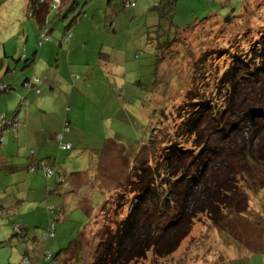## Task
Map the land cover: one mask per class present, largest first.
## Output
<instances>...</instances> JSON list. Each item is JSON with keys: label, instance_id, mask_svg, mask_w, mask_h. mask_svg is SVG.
I'll return each mask as SVG.
<instances>
[{"label": "rangeland", "instance_id": "1", "mask_svg": "<svg viewBox=\"0 0 264 264\" xmlns=\"http://www.w3.org/2000/svg\"><path fill=\"white\" fill-rule=\"evenodd\" d=\"M172 1L43 0L39 3L44 11L53 2L58 9L50 8L43 28L37 17L29 16L26 0L0 2L5 3L0 9V82L14 89L10 94L0 92V113L12 118L22 108L19 117L30 114L32 123L45 120V111L41 115L35 109V92L23 86L38 56L42 81L56 88L51 90L54 96L65 92V117L70 107L66 119L72 122L71 132L65 143L73 149L60 162L68 183L65 220L55 221L56 248L42 264H92L100 239L114 233L131 212L136 196L133 172L140 170L143 160L156 166L163 147L173 142L175 147L198 151L195 136L183 128L197 108L191 102L220 101L222 76L236 59L249 56L252 43L264 31V0H174L170 5ZM62 12L64 16L58 14ZM165 42L169 45L160 51ZM20 54H28L29 60L21 62ZM7 62L14 73L4 70ZM41 92L45 95L44 85ZM251 103L264 109V85L246 89L235 114L226 119L241 128L234 152L247 144L255 158L244 167L241 153L236 159L213 157L206 176L207 182L235 178L233 202L219 208L217 221L199 215L172 255L159 258L149 252L137 264H264V159L258 156L264 152V118L256 119L248 136L242 114L253 107H247ZM205 127L203 123L201 129ZM207 127L213 130L211 147L228 149L236 143L225 137L228 129ZM38 176L48 182L45 175ZM42 182L34 181L33 188ZM19 186L25 197L19 210L33 233L42 227L30 213L36 191L30 192L24 179ZM63 200L58 207L64 206ZM119 203L125 205L117 207ZM15 216L16 212L0 211V264H28L24 258L40 264L33 252H26L28 243L16 236ZM75 241L81 248L68 251Z\"/></svg>", "mask_w": 264, "mask_h": 264}, {"label": "trees", "instance_id": "2", "mask_svg": "<svg viewBox=\"0 0 264 264\" xmlns=\"http://www.w3.org/2000/svg\"><path fill=\"white\" fill-rule=\"evenodd\" d=\"M42 1H28L30 17H37L42 12L43 6L39 3ZM174 3V0L169 2L170 5ZM130 5V3H127L125 6L130 7ZM160 6L158 4L156 8L160 10ZM50 8L51 10L52 8L57 9L56 2L50 4L48 10L46 9L45 17L48 15ZM58 14L64 16L65 12ZM45 19L44 17L42 19L44 25H46ZM50 32L51 30L48 31V35ZM252 44L249 56L246 55L243 59H236L222 76L221 83L223 86L221 85V88L218 89L219 95L222 96L220 101H215L212 104L204 100L191 102L197 108L186 118L183 128L186 127L184 130L191 136H195V149L198 147V151L175 147V142H173L171 146L163 147L162 153H160V157L156 161V166L143 160L140 170L133 172L134 181L131 182V187L134 190L133 193L136 192V196L131 206V212L120 221L114 233H109V235L100 239L95 249V256L93 255L92 264H137L140 260L145 259L149 252L159 258L168 257L176 252L182 242L190 235L194 220L199 215H207L217 221L219 208L224 207V205L229 206L233 202V198L237 195L235 178L231 177L230 181L228 179V181L224 180V182L215 179L207 182V173L213 157L220 159L221 157L224 159L235 157L234 159H236L238 157L237 153H241L244 167L249 165L250 161L255 158L251 146H247V144L237 149V153L234 152L235 147L237 148L240 143L241 128L237 127V123H231L229 119L228 121L226 119L227 114H230L229 117L235 114L237 101L246 89L255 90L257 87H263L264 85V31L261 32L259 39ZM164 45H169V42L160 44V51V47ZM158 57L160 58V54H158ZM40 83L41 81L36 77H29L25 80L23 86L27 87L29 91L40 94ZM0 86H5L4 89L0 90L1 93L10 94L14 90L12 89L13 87L1 82ZM222 87H225V91H220ZM250 98L251 96L249 95L244 101L245 104L249 103ZM26 100L28 99L25 98L24 101ZM251 104L247 107L255 105L254 103ZM242 105L243 102L241 103ZM69 111L70 107L67 108L66 114ZM246 111L242 114V121L248 126L249 132L247 131L246 134L249 136L251 135V127H254L257 121L252 126L244 117ZM4 115L0 118V125H2L0 136L3 138L0 146V157L6 143V134H9V132L17 133L19 126L17 114L12 118H8L6 114ZM203 123L206 124V127L201 129ZM210 125L219 126L216 131L221 130L224 132L225 129H228L230 132L225 137H230L232 140L235 139L236 143L232 144L234 146L229 145L228 149V146L211 147L209 143L211 142V137H213V130L207 127ZM70 132L71 122L65 119L61 133L55 136L57 142H59L58 149L60 151L68 152L73 149L72 144H67L64 141L65 136ZM58 136H61V140L57 139ZM252 142L253 140H250V143ZM152 143H155V138L151 139L150 144ZM62 145H70L71 147L67 150H62ZM34 153L35 151L33 150L32 154ZM259 154L258 156L264 159L263 150H260ZM45 168L53 171V174L48 176L44 172ZM27 171L34 175L42 172L46 176L47 181L57 175L56 178L59 185L67 184L65 174L56 172L46 160H38L29 164ZM50 191L53 192V190L49 189ZM1 200L0 193V211L5 212L8 208L6 206L4 208ZM121 205L124 206L125 203H119L117 207ZM11 209H16V207ZM57 209L54 205L47 206L49 216L53 217V221L51 219L43 232V238L46 240L56 239L57 224L55 221H59ZM55 215L57 219H54ZM164 219L166 220L165 223H163ZM17 225H19V230L16 229ZM13 226L16 236L22 237L23 225L16 222ZM77 242H73L68 251L72 246L76 251L81 248V245L77 244ZM63 251L65 252V249ZM47 253L45 252V259L48 256L51 257L52 252L49 250V255ZM77 254V252L73 254V258H79ZM50 257L48 258L49 260Z\"/></svg>", "mask_w": 264, "mask_h": 264}, {"label": "crops", "instance_id": "3", "mask_svg": "<svg viewBox=\"0 0 264 264\" xmlns=\"http://www.w3.org/2000/svg\"><path fill=\"white\" fill-rule=\"evenodd\" d=\"M28 1L30 0H26L27 5ZM1 4L2 3H0V9L5 5V3L2 5ZM45 13L46 10H42V12H40V14L37 16V19L40 17V21L38 20V22L42 28L44 26L42 19L43 17H47H45ZM43 47L44 45H42V48ZM19 56L21 62L24 59L26 60V62L29 60L28 54H20ZM38 58L39 56L32 60L30 65L33 67V69L27 72V78L36 77L41 81L40 85H44L43 93H45V95L42 94V92L40 94L33 93L34 95L32 98L35 103L36 111L38 110L41 115L45 111L43 115L45 117V120H43L42 122L38 120L39 122L32 123V116L30 114H28L25 118H23L21 115L19 117V112L22 111V108L15 113L17 114L19 122L18 131L17 133L9 132V134H6V143L0 157V193L2 198L1 203L3 204L4 208H8L5 213L16 212V216L14 217L15 223L17 222L23 225L24 230L22 234V243H28V247L26 246L27 248H25L24 244H22V247L26 249L27 253L33 252L36 256V261L39 260V263L42 264L45 260V252L52 250L51 252L53 253V250H55L56 248L55 240H46L43 238V232L47 228L51 217L48 216L45 207L47 209V206L50 204V202L51 204H55L54 206L56 208L60 205L61 201L65 198V187L68 185V183L66 185H59L56 178L57 175L54 176V178H52L50 181L46 182L44 176H41L40 178L38 176L40 173L43 175L42 172L35 174L36 176L33 177L32 175L34 174L28 173L27 168L29 164L33 162H36L38 160H46L48 164L56 170V172H58L59 174H63V167L60 162L65 152L58 149L55 136L61 133L68 114H66L65 117V92H63V90H59L61 94L58 93L57 96H54L51 90H54L56 88H52V84L50 82L42 81V73L38 67ZM43 66L45 67V63L43 64ZM10 68V63H5L4 70H6V72L8 73H14V71H11ZM31 71L33 72L31 73ZM17 92H21L20 94H22V89L18 88ZM63 94L64 96H62ZM3 116L5 115L0 113V118ZM33 147H36V149H31V151L29 152L30 148ZM33 150L35 151L34 154H32ZM57 155H59V157H56ZM11 170L13 171L10 172ZM22 179L25 180V183L27 182L30 192L34 189V181L37 182V180L39 179L45 181L42 182L43 184L41 186L35 185L34 189L36 191V197L32 199V206H34V210L30 211V213L34 214L35 216V224L42 227L37 231H34L33 233L32 230L27 227L28 225H26L28 223H26L27 221L24 217L25 215H23L19 210V208L21 207L19 203H23V199L21 198H25L21 195L19 186V183H21ZM5 187H7L8 189H5ZM49 189L53 190V192H49ZM73 190L74 189L70 190L69 193H72ZM63 202L64 206L61 205V207H58V220L61 223H63L65 220V216H62V214H65V199L63 200ZM13 207L17 208L11 209ZM30 235L32 236V239L29 238ZM25 236L27 237L24 238ZM31 241L33 242V244L31 243ZM17 255L18 258L21 256V251L19 249L17 251ZM243 257L244 256L241 255L240 257H238L239 259H237L240 261V259H242ZM23 263L31 264L29 258H24Z\"/></svg>", "mask_w": 264, "mask_h": 264}, {"label": "water", "instance_id": "4", "mask_svg": "<svg viewBox=\"0 0 264 264\" xmlns=\"http://www.w3.org/2000/svg\"><path fill=\"white\" fill-rule=\"evenodd\" d=\"M244 117L253 126L255 124L256 119L264 117V109L257 107L250 108L244 113Z\"/></svg>", "mask_w": 264, "mask_h": 264}, {"label": "built area", "instance_id": "5", "mask_svg": "<svg viewBox=\"0 0 264 264\" xmlns=\"http://www.w3.org/2000/svg\"><path fill=\"white\" fill-rule=\"evenodd\" d=\"M45 38H46V37H45ZM4 88H5V86H0V90H1V89H4ZM0 128H2V125H0ZM57 139H58V140H61V136H58ZM2 141H3V138L0 136V146H1ZM70 147H71L70 145H66V146H65V145H62V146H61V149H62V150H67V149H69ZM44 172H45L48 176H51V175L53 174V171H51V170L48 169V168H45V169H44ZM18 228H19V225L16 226V229H17V230H19ZM49 257H50V256H48L47 259H48Z\"/></svg>", "mask_w": 264, "mask_h": 264}]
</instances>
